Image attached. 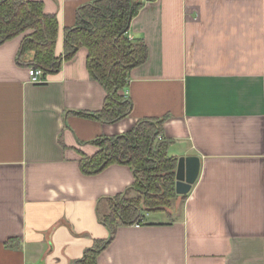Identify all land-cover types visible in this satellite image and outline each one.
Listing matches in <instances>:
<instances>
[{"label": "crops", "instance_id": "0c3cea01", "mask_svg": "<svg viewBox=\"0 0 264 264\" xmlns=\"http://www.w3.org/2000/svg\"><path fill=\"white\" fill-rule=\"evenodd\" d=\"M40 1L60 21L62 50L63 30L95 0ZM139 1L128 36L146 43L149 59L130 74L134 110L116 124L69 113L104 105L87 49L36 85L17 63L32 32L0 45V264H74L108 239L98 202L134 176L122 165L85 176L81 154L166 115L169 154L199 157V178L185 202L120 226L97 263L264 264V0ZM13 238L20 247L6 246Z\"/></svg>", "mask_w": 264, "mask_h": 264}, {"label": "trees", "instance_id": "16d2710c", "mask_svg": "<svg viewBox=\"0 0 264 264\" xmlns=\"http://www.w3.org/2000/svg\"><path fill=\"white\" fill-rule=\"evenodd\" d=\"M144 4L139 0H95L80 6L75 25L63 30L60 50V21L45 12L43 1L0 0V45L31 31L22 41L17 63L41 70L44 78L58 74L64 62L72 60L80 49H87V69L90 78L105 90L104 105L95 112L69 113L116 124L134 110L132 99L124 94L130 74L149 59L146 43L134 42L128 36ZM28 54H33L31 61H25ZM167 119V115L142 118L127 133L91 141L97 148L95 155L81 154L79 167L85 176L122 165L131 169L134 183L124 193L100 199L97 212L109 237L96 241L74 264H98V256L114 240L120 226L143 225L147 215L168 212L176 200H187L188 195L176 193L178 159L169 154L175 141L165 137ZM6 246L18 248L20 240L10 239Z\"/></svg>", "mask_w": 264, "mask_h": 264}, {"label": "water", "instance_id": "95a60500", "mask_svg": "<svg viewBox=\"0 0 264 264\" xmlns=\"http://www.w3.org/2000/svg\"><path fill=\"white\" fill-rule=\"evenodd\" d=\"M201 170L199 157H181L176 170V193L179 196L188 195L197 182Z\"/></svg>", "mask_w": 264, "mask_h": 264}, {"label": "built area", "instance_id": "2783aa9c", "mask_svg": "<svg viewBox=\"0 0 264 264\" xmlns=\"http://www.w3.org/2000/svg\"><path fill=\"white\" fill-rule=\"evenodd\" d=\"M149 1H156V0H149ZM28 74H29V80L33 84L40 85L45 82L44 74L41 70L29 68Z\"/></svg>", "mask_w": 264, "mask_h": 264}, {"label": "rangeland", "instance_id": "374dc122", "mask_svg": "<svg viewBox=\"0 0 264 264\" xmlns=\"http://www.w3.org/2000/svg\"><path fill=\"white\" fill-rule=\"evenodd\" d=\"M154 217L157 218V219H162V218L167 217V216L166 215L165 216L164 215H156Z\"/></svg>", "mask_w": 264, "mask_h": 264}]
</instances>
